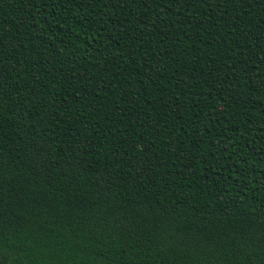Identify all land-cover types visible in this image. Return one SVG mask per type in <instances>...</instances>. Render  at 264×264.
Returning a JSON list of instances; mask_svg holds the SVG:
<instances>
[{"label": "trees", "instance_id": "16d2710c", "mask_svg": "<svg viewBox=\"0 0 264 264\" xmlns=\"http://www.w3.org/2000/svg\"><path fill=\"white\" fill-rule=\"evenodd\" d=\"M0 264H264V0H0Z\"/></svg>", "mask_w": 264, "mask_h": 264}]
</instances>
